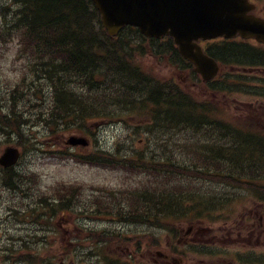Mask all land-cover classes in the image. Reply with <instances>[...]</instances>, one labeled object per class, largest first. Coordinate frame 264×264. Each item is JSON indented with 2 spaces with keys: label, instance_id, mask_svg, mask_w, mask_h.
<instances>
[{
  "label": "trees",
  "instance_id": "16d2710c",
  "mask_svg": "<svg viewBox=\"0 0 264 264\" xmlns=\"http://www.w3.org/2000/svg\"><path fill=\"white\" fill-rule=\"evenodd\" d=\"M14 41L18 44L16 61L23 69L11 88L3 89L0 82V135L7 137L3 143L10 142L14 133L17 147L25 153L34 148L35 142L24 131L30 124L45 128L51 138L70 134L90 137L94 135L93 123H122L125 112L140 117L137 133L150 134V158L140 151L131 156L121 155L119 150L79 153L81 162L121 166L138 172L147 181L134 190L122 186L110 197L95 196L79 208L80 216L90 220L106 216L116 223L170 228L179 222L185 200H214L220 195L207 190L210 184L205 182L264 179L260 159L264 140L239 125L233 137L228 136L232 131L228 109L212 95L228 94L232 92L229 88L242 94L256 93L258 87H250L252 83L243 78L232 85L228 69L231 65L264 67V57H254L253 51L229 41L210 42L207 53L222 64L223 70L216 81L202 83L172 39H148L134 27L110 36L92 0H0V44ZM147 56L186 72L205 90L155 76L151 68L141 64ZM238 128L248 135H239ZM32 179L34 176L18 174L14 168L0 169V186L21 193L23 198L30 194ZM53 187L51 193L34 195V204L25 206L22 214L18 207V220L31 226L55 227L57 234L56 220L71 215L81 200L78 192L82 186L58 183ZM24 216L26 219H22ZM146 237L129 242L140 245ZM82 238L98 246L123 241L121 233L88 229ZM42 239L49 244L46 236ZM61 245L66 246V241ZM24 247L11 250L18 263L45 262V249L25 254Z\"/></svg>",
  "mask_w": 264,
  "mask_h": 264
},
{
  "label": "rangeland",
  "instance_id": "374dc122",
  "mask_svg": "<svg viewBox=\"0 0 264 264\" xmlns=\"http://www.w3.org/2000/svg\"><path fill=\"white\" fill-rule=\"evenodd\" d=\"M252 15V13L250 12ZM18 52V44L16 41L10 42L9 45L0 44V82L3 89L7 86L14 85L15 79L18 80L21 72L22 65L16 61ZM141 64L147 66L151 73L163 79H175L177 82H184L198 91H204L203 85L191 80V76L184 71H179L177 68L171 67L164 60L150 59L149 56L142 58ZM147 64V65H145ZM147 69V68H146ZM216 98V102L229 109L228 118L238 120L242 114L234 113L231 110L234 106L232 99L242 102H255V99H260L264 102L263 97L252 96L248 94H238L230 96L228 94L218 93L212 94ZM231 104V105H230ZM243 107L246 104H241ZM124 122L114 125L105 124H92L94 128L95 138L90 137L92 144L86 151L77 150L74 153L92 154L96 150H105L115 153L119 150L121 155L131 156L136 151H140L143 155L148 154L150 158V134L147 132L136 131V125H141L140 117L134 112H125L122 114ZM27 132L25 135L30 137V141L35 142V147L29 149L26 153L25 159L22 164L16 169L26 175L35 174L36 184L34 190L30 195L24 198L18 194H12L9 191H1L2 201H0V264H19L8 249H19L22 245L29 246L30 248H45L53 247L55 252L61 247V242L66 241L70 247H66L58 254V259L53 258L49 264H61L60 262L66 256L68 261H73L75 264H105L103 257L109 261H115L116 264H154L153 260L160 259L155 256V252L166 251V246L163 245V238L166 236L164 231H160L150 226L139 224H122L116 223L109 217H103L97 220H87V218H80L79 213L86 201H79L78 205L70 213L71 216L60 217L56 220L59 226L57 234H55V227H42L31 226L29 224L20 222L17 215L18 207L22 208L25 205L30 206L34 204V195H46V192L51 189L55 183L59 181L73 182L78 181L86 186L82 190L80 199L86 200L85 197H91L93 194H98L101 187L111 188L112 185H119L127 174L120 170L105 169L102 167H92L81 164V161L75 159H62L54 157L50 153L56 151L66 150L63 146V138L68 135H59V137L51 138L46 129L39 126L33 127L31 124L24 128ZM61 137V138H60ZM18 139L16 134L10 135V142L3 143L7 140L6 136L0 135V155L3 153L7 146L14 145V141ZM119 143V147H118ZM118 148V149H117ZM74 151V150H71ZM78 155V154H77ZM143 179V178H142ZM144 180V179H143ZM196 183L195 185H197ZM215 191H220L217 183L210 185ZM102 189V188H101ZM237 202V201H236ZM237 203L235 204L236 207ZM139 208V204H138ZM15 209V210H11ZM16 211V212H15ZM84 209H82V212ZM233 209L232 212H234ZM82 216V215H81ZM97 218V217H96ZM31 221V220H30ZM89 228V230H102L108 232L121 233L124 239H133L143 237L144 232H150L151 243L158 241L159 246H151L144 250H129L132 247L123 241L116 243H108L106 247L100 250H94L93 245L90 243L88 246L86 242L81 241L76 237L79 229ZM46 236L49 244L43 242L42 237ZM54 241V243H51ZM51 244V245H50ZM146 245V243L144 244ZM45 246V247H44ZM47 249V248H46ZM30 250V249H29ZM101 259L95 257L98 254ZM54 252V254H55ZM133 254V258L130 255ZM49 254H45V261L49 259ZM56 256V255H55ZM64 261V260H63ZM44 264H46L44 262Z\"/></svg>",
  "mask_w": 264,
  "mask_h": 264
},
{
  "label": "flooded vegetation",
  "instance_id": "af4514ba",
  "mask_svg": "<svg viewBox=\"0 0 264 264\" xmlns=\"http://www.w3.org/2000/svg\"><path fill=\"white\" fill-rule=\"evenodd\" d=\"M248 1L254 6L250 12L264 19V0ZM229 42L253 51L254 57H264V44L256 39H243L237 35ZM230 57L248 60L247 57ZM230 78L232 85L242 78L250 81V87L258 88L256 93L248 95L264 98V67L233 65L230 68ZM229 89L232 91L228 93L230 96L240 94L233 88ZM232 103L234 106L230 104L231 110L238 115L242 114L240 128L251 131L253 136L264 140V102L260 99H255V102L232 99ZM241 104L246 105L243 107ZM228 120L232 129L228 136L233 137L236 122ZM240 128L239 135H248L240 131ZM260 150H264V144H261ZM260 159L264 164V151L261 152ZM205 183H217L220 191L212 188L207 190L220 195L214 200L195 197L191 202L185 200L182 203L177 228L164 231L166 236L163 238V245L166 246V251L163 254L155 252V256L161 260L155 259L153 263L264 264V179L244 182L212 180Z\"/></svg>",
  "mask_w": 264,
  "mask_h": 264
},
{
  "label": "water",
  "instance_id": "95a60500",
  "mask_svg": "<svg viewBox=\"0 0 264 264\" xmlns=\"http://www.w3.org/2000/svg\"><path fill=\"white\" fill-rule=\"evenodd\" d=\"M101 13L102 24L111 36L125 27L139 28L146 37L171 36L180 54L190 61L205 81L219 72V64L208 56L200 40L218 37L255 38L264 42V19L250 14L247 0H92ZM70 146H88L86 138L71 136ZM19 152L5 150L0 164H14Z\"/></svg>",
  "mask_w": 264,
  "mask_h": 264
}]
</instances>
